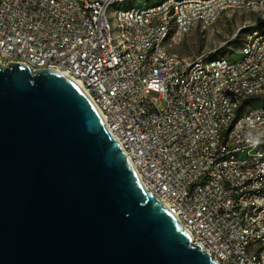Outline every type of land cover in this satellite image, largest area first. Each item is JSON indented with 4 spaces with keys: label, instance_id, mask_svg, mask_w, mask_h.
<instances>
[{
    "label": "built area",
    "instance_id": "1",
    "mask_svg": "<svg viewBox=\"0 0 264 264\" xmlns=\"http://www.w3.org/2000/svg\"><path fill=\"white\" fill-rule=\"evenodd\" d=\"M103 1L87 0L85 9L72 5V0H0V45L11 57L28 56L40 66L59 63L66 74L83 91L103 88L111 98L116 114L117 137L127 150V158L137 174L145 178V188L157 199L174 205L182 216V223L191 234L193 244L208 251L218 264H253V258H242L240 245L246 239L245 228L239 227V208L254 203L257 188H264V167H246L243 163H215L220 151L237 150L250 155L257 145H264V136H258L259 127H244L238 133L229 131L227 110L236 108L244 97L234 96V89L223 84V77L236 75L237 68L256 69L264 61V44L255 46L249 61L238 67H218L211 80L200 77V86L207 92L206 100H198L195 88L186 85L191 78L193 64L201 55L191 58V67L183 61H173L155 52L153 47L136 46L134 30L126 28V21L139 23V29L154 28L156 11H144L125 16V29L131 31V42L136 50H143V58L123 57L118 49H111L105 33ZM255 0H214L194 3L190 7L179 4L181 23L183 15L201 10V21L214 24L216 12L223 7ZM165 21V20H161ZM260 18L249 27H253ZM157 41H161L164 28H157ZM188 31V28H186ZM3 62V61H2ZM7 65V64H5ZM254 83V82H253ZM231 91V99L216 106L220 92ZM183 93L196 99L203 108V129H210V137L202 131H193L192 109L183 102ZM264 90H261L262 95ZM102 114L98 101L93 102ZM253 113L261 114L264 110ZM106 124L107 121L105 120ZM223 123L224 143L215 145L211 128ZM249 129H257V137H248ZM234 136V143H227ZM222 166H229V179H222ZM257 221L263 225L260 213ZM261 240H263L261 238ZM260 242H251L249 251H257Z\"/></svg>",
    "mask_w": 264,
    "mask_h": 264
},
{
    "label": "water",
    "instance_id": "2",
    "mask_svg": "<svg viewBox=\"0 0 264 264\" xmlns=\"http://www.w3.org/2000/svg\"><path fill=\"white\" fill-rule=\"evenodd\" d=\"M0 264H218L143 185L89 98L0 60Z\"/></svg>",
    "mask_w": 264,
    "mask_h": 264
},
{
    "label": "bare ground",
    "instance_id": "3",
    "mask_svg": "<svg viewBox=\"0 0 264 264\" xmlns=\"http://www.w3.org/2000/svg\"><path fill=\"white\" fill-rule=\"evenodd\" d=\"M89 1H103V0H89ZM129 0H109L105 3L104 13V27L105 33L108 34V42L111 49H118L123 57H132L135 53L136 58H143V50H136V46L139 48L153 47L155 52H160V55L167 57L173 61H183L184 67H191V58L180 57L170 51L172 45L170 41L172 38L176 39L177 36L189 34L195 23L201 22L204 26H213L217 24L229 11H246L253 10L257 12L260 18H264V0H255V2H244L241 4H232L229 7L220 8L216 12V20L214 24L210 21H201L202 11L192 10L190 15H183V22H186V27L181 23V9L179 4H171L170 8H162L167 5L171 0H159L156 3L148 4L145 7H129L119 10L115 14L114 28L112 21L110 20L109 11L117 3L127 2ZM214 0H172L173 3H181V7H190L194 3L212 2ZM72 5L78 7V9H85L87 7V0H72ZM144 11H156L154 28L144 31L139 29V23L134 21H126V28L134 30V38L136 39V46H133L131 40V31L125 29L124 17L135 16V14H142ZM0 15H3V8H0ZM165 20V21H161ZM249 27V26H248ZM247 27V28H248ZM164 28V33L161 37V41H157L158 29ZM188 28V31L187 29ZM176 32V36L172 35ZM264 44V21H258L253 27H249V30L245 34L240 49L242 59L237 62H233L225 56H213V53H202L201 59H198L193 64L191 70V78H186V85H192L195 88V96L198 100H206L207 92L200 86V77L203 76L204 80H211L216 75L218 67L230 66L238 67V64H244L249 61L248 52H253L255 46ZM0 60L4 64L16 63V57H11L8 52H4L0 45ZM18 64H23L34 71H37V64L32 61V58L28 56H19ZM40 71H49L56 73L72 83L80 85L72 78L63 74V67L59 63H47L45 66H40ZM254 82V83H253ZM223 84H228L230 87H243L240 89H234V96L244 97L241 102L236 104V108H229L227 110V118H233L229 121V131L231 133H238L241 129V125L244 127H259L258 136H264V119H261V114L253 113L259 109L264 110V106L251 108L247 110V105H251L254 98L262 95L261 90H264V61L262 65L256 66V69L237 68L236 75L230 77H223ZM92 102L98 101L104 110V117L107 121V127L113 134L122 150L127 156V150L123 149V142L115 134L116 132V114L113 113V104L111 98L105 93L103 88H93L91 91H84ZM231 99V91H222L219 93L216 99V106H223ZM183 102L186 107L192 109V128L193 131H202V137H210V129H203V121L200 119V115H203V108L196 106V99L190 96V93H183ZM223 123H215L211 128V136H215V145H222L224 143ZM248 137H257V129H249ZM227 143H234V136H227ZM243 163L246 162V167H264V145H257V149H252L250 155L247 158V154L237 153V150L220 151L215 155V163L230 162ZM145 186V178L142 174H138ZM222 179H229V166H222ZM165 204L170 211L177 217L178 221L182 223V216L178 212V209L170 202H165L163 199H159ZM260 213L264 216V188H257L256 195H254V203L247 207L239 208L237 212V222L239 227L245 228L246 239L244 245H240V252L242 258H253V264H264V229L260 221H257ZM187 230V227L183 225ZM261 238L263 240H261ZM251 242H260V248L257 251H249L251 248Z\"/></svg>",
    "mask_w": 264,
    "mask_h": 264
},
{
    "label": "rangeland",
    "instance_id": "4",
    "mask_svg": "<svg viewBox=\"0 0 264 264\" xmlns=\"http://www.w3.org/2000/svg\"><path fill=\"white\" fill-rule=\"evenodd\" d=\"M159 0H129L127 2L117 3L110 11L109 16L114 28L115 14L119 10L129 7H145ZM251 18H253L251 20ZM259 20L260 16L253 10L229 11L217 24L213 26H204L201 22L193 25L189 34L172 38L170 51L183 58H195L202 53H213V56H225L233 62L240 61L242 55L240 49L242 40L249 30V25L254 19ZM248 27V28H247ZM172 35L176 36L174 31ZM264 106V94L254 98L251 105H247V110Z\"/></svg>",
    "mask_w": 264,
    "mask_h": 264
},
{
    "label": "crops",
    "instance_id": "5",
    "mask_svg": "<svg viewBox=\"0 0 264 264\" xmlns=\"http://www.w3.org/2000/svg\"><path fill=\"white\" fill-rule=\"evenodd\" d=\"M227 13H229V12H227ZM227 13H225V15H226ZM256 13H257V12H256ZM225 15H224V16H225ZM224 16H223V17H224ZM252 19H253V18H251V20H252ZM256 21H257V19L255 18V19H254V22H256Z\"/></svg>",
    "mask_w": 264,
    "mask_h": 264
},
{
    "label": "trees",
    "instance_id": "6",
    "mask_svg": "<svg viewBox=\"0 0 264 264\" xmlns=\"http://www.w3.org/2000/svg\"><path fill=\"white\" fill-rule=\"evenodd\" d=\"M237 47H240V45H238Z\"/></svg>",
    "mask_w": 264,
    "mask_h": 264
}]
</instances>
